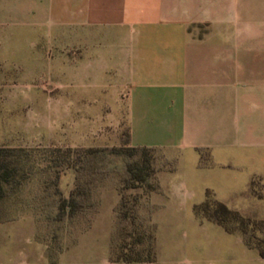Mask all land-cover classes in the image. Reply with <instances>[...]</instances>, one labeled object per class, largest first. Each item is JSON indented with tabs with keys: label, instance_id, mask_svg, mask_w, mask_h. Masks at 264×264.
Returning a JSON list of instances; mask_svg holds the SVG:
<instances>
[{
	"label": "crops",
	"instance_id": "0c3cea01",
	"mask_svg": "<svg viewBox=\"0 0 264 264\" xmlns=\"http://www.w3.org/2000/svg\"><path fill=\"white\" fill-rule=\"evenodd\" d=\"M261 2L0 0V48H16L17 32L28 34L26 48L44 47L48 34L81 48L73 79L88 82L89 91L73 89V105L86 96L89 112L123 110L130 145L193 166L185 179L160 175L159 191L144 204L155 257L113 263L207 264L209 253L233 258L255 250L240 232L197 217L193 205L210 190L263 219L256 203L264 199L247 187L252 177L264 178V41L202 37L192 25L208 20L222 32L228 18L264 15ZM6 129L1 133L0 117V146L10 144ZM163 195L166 201L157 202ZM16 220L0 221V264L14 262L10 228L3 227Z\"/></svg>",
	"mask_w": 264,
	"mask_h": 264
},
{
	"label": "rangeland",
	"instance_id": "374dc122",
	"mask_svg": "<svg viewBox=\"0 0 264 264\" xmlns=\"http://www.w3.org/2000/svg\"><path fill=\"white\" fill-rule=\"evenodd\" d=\"M212 24L193 23L194 34L264 41V15L228 18L222 32H214ZM53 35H47L44 47L30 49L23 45L28 34L17 32L16 48H0L1 133L8 128L11 136L0 152V174L6 176L0 221L19 219L3 227L10 228L9 255L13 264H115L120 261L111 259L139 237L132 250L147 254L153 226L147 224L145 202L159 191L160 175L185 179L193 166L151 147L130 153L123 110L89 112L82 101L87 104L86 96L80 97L79 106L73 105V89L89 91L88 82L73 79L83 50L58 43ZM87 147L97 149L86 152ZM143 156L150 159L149 174L131 186L128 165L141 164ZM252 178L247 191L264 199V178ZM157 197V202L166 201V195ZM70 198L74 203L66 201L61 209L60 201ZM256 209L264 219L262 201ZM254 249L235 252L233 258L209 253L206 263L264 264Z\"/></svg>",
	"mask_w": 264,
	"mask_h": 264
},
{
	"label": "trees",
	"instance_id": "16d2710c",
	"mask_svg": "<svg viewBox=\"0 0 264 264\" xmlns=\"http://www.w3.org/2000/svg\"><path fill=\"white\" fill-rule=\"evenodd\" d=\"M137 148L142 150H149L146 146H128V151L133 153ZM97 148L87 147L86 152L95 151ZM153 149V148H152ZM3 151V147L0 146V152ZM142 163L140 164H129L128 171L130 173V180L133 181L131 186H138L142 181H144L149 174L150 159L148 156H143ZM6 179L4 174H0V198L3 196V181ZM254 178L248 183V190L250 191ZM66 201L74 203V199L70 198L68 200L62 199L60 201L59 207L62 209ZM193 211L195 215L199 218H206L222 225L227 231H238L242 234L244 242L247 246L256 248L258 254L264 257V220L262 218H257L255 215H243L239 210L229 207L225 202L215 198L209 191L206 192L205 198L200 203L193 205ZM231 222L233 224H231ZM147 224L151 225L147 222ZM152 226V225H151ZM152 233V241L149 248V253L140 254L139 251L135 250L133 252L134 243L140 241L137 238L132 243H127V250L120 251L117 256L111 260L113 261H124V262H139L145 260H152L155 257V236L154 227Z\"/></svg>",
	"mask_w": 264,
	"mask_h": 264
}]
</instances>
